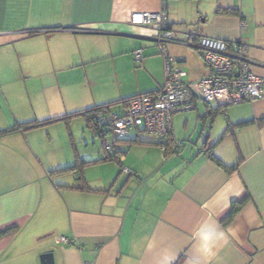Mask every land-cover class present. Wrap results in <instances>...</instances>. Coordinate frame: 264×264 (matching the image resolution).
<instances>
[{
	"label": "crops",
	"instance_id": "0c3cea01",
	"mask_svg": "<svg viewBox=\"0 0 264 264\" xmlns=\"http://www.w3.org/2000/svg\"><path fill=\"white\" fill-rule=\"evenodd\" d=\"M160 9L179 38L244 45L264 80V0H0V129L107 103L120 112L160 89L152 32L129 22ZM166 49L187 80L204 74L195 47ZM73 120L89 127L73 116L0 137V264H41L48 252L52 264H264V92L228 105L195 99L172 116L182 141L172 154L134 127L114 153L100 137L89 148ZM205 223L222 233L210 253L194 236Z\"/></svg>",
	"mask_w": 264,
	"mask_h": 264
},
{
	"label": "built area",
	"instance_id": "2783aa9c",
	"mask_svg": "<svg viewBox=\"0 0 264 264\" xmlns=\"http://www.w3.org/2000/svg\"><path fill=\"white\" fill-rule=\"evenodd\" d=\"M129 22L151 30L150 37L163 58L164 82L154 92L126 99L120 112H111L108 105L96 110L94 132L103 139V146L109 153L119 150V141L133 127L154 135L162 153H176L182 147V141L173 136L172 116L192 109L195 99L228 105L263 96L264 80L251 72V61L241 43L190 33L179 38L169 25L164 9L133 11ZM169 43L192 46L200 51L205 72L198 80L185 78L186 73L178 60L167 52ZM133 55L140 61L141 49H135ZM54 240L70 243L63 236H55Z\"/></svg>",
	"mask_w": 264,
	"mask_h": 264
},
{
	"label": "trees",
	"instance_id": "16d2710c",
	"mask_svg": "<svg viewBox=\"0 0 264 264\" xmlns=\"http://www.w3.org/2000/svg\"><path fill=\"white\" fill-rule=\"evenodd\" d=\"M219 12L226 13V14H232L233 13L232 10H222V11H219ZM169 25H170V23H169ZM105 105L110 106L111 103L95 105V106H92V107H89V108H86V109H83V110H80V111H74V112L67 113V114H64V115H61V116L50 117V118L41 119V120L34 119V120H29V121H24V122H15V123H13L12 125H10L8 127L0 129V137L3 136V135H6L8 133L17 131V130H22V131L29 130V129H32V128H35V127H38V126H41V125H45V124L51 123V122L56 121V120H65V121H67L69 118H71L73 116H82L84 118L85 122L87 123V125L89 127H93L94 128L95 125H96L95 112H96L97 109H99V108H101V107H103ZM261 122H264V120H261ZM242 124H245V123H242ZM109 157H112V156L110 155ZM211 158H212V161H214L216 163V165H218L219 167H222L223 169H225L227 171L233 170L236 167L237 161H238L237 160L232 165H225L224 163H222L216 157L212 156ZM235 211H236V207H232V209H231V211H230L228 216L231 217Z\"/></svg>",
	"mask_w": 264,
	"mask_h": 264
},
{
	"label": "clouds",
	"instance_id": "9594fccd",
	"mask_svg": "<svg viewBox=\"0 0 264 264\" xmlns=\"http://www.w3.org/2000/svg\"><path fill=\"white\" fill-rule=\"evenodd\" d=\"M194 236L197 249L203 253H210L222 233L214 231L210 224L205 223L198 228Z\"/></svg>",
	"mask_w": 264,
	"mask_h": 264
},
{
	"label": "rangeland",
	"instance_id": "374dc122",
	"mask_svg": "<svg viewBox=\"0 0 264 264\" xmlns=\"http://www.w3.org/2000/svg\"><path fill=\"white\" fill-rule=\"evenodd\" d=\"M181 117L180 116H176L175 118ZM71 119V118H70ZM74 119V118H72ZM82 120H73L72 121V133L75 137L76 141H82V145H84L85 143H87L88 147L90 148V146L93 145L92 141H94L95 144H98V146L100 145L101 141L99 139V137H96L93 133V130L91 129V127H87L85 123L83 122H79ZM4 128V127H2ZM143 136H147V134H145V132L142 134ZM88 152V151H87Z\"/></svg>",
	"mask_w": 264,
	"mask_h": 264
},
{
	"label": "water",
	"instance_id": "95a60500",
	"mask_svg": "<svg viewBox=\"0 0 264 264\" xmlns=\"http://www.w3.org/2000/svg\"><path fill=\"white\" fill-rule=\"evenodd\" d=\"M40 263L41 264H52V255L50 252L48 253H43L40 255Z\"/></svg>",
	"mask_w": 264,
	"mask_h": 264
}]
</instances>
